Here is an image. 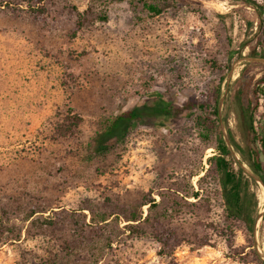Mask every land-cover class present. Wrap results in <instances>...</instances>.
I'll use <instances>...</instances> for the list:
<instances>
[{"label": "rangeland", "instance_id": "374dc122", "mask_svg": "<svg viewBox=\"0 0 264 264\" xmlns=\"http://www.w3.org/2000/svg\"><path fill=\"white\" fill-rule=\"evenodd\" d=\"M256 26L238 0H0V264L264 260V233L251 239L224 216L207 161L214 132L205 140L201 129L220 87L224 137L245 146L230 95L244 62L258 61L253 80L264 73V58L239 51ZM156 99L169 116H146L109 152L89 155L100 116ZM68 108L81 119L63 134ZM253 189L261 211L264 189Z\"/></svg>", "mask_w": 264, "mask_h": 264}, {"label": "trees", "instance_id": "16d2710c", "mask_svg": "<svg viewBox=\"0 0 264 264\" xmlns=\"http://www.w3.org/2000/svg\"><path fill=\"white\" fill-rule=\"evenodd\" d=\"M238 1L255 10L257 24L255 32L240 43L239 51L248 47V57L264 58V0L262 2ZM142 5L152 15H157L162 11V6L155 3L143 1ZM105 18L106 16H102L101 19ZM248 24L250 26L252 21H249ZM256 62L258 61L244 62L239 75L232 82L233 92L230 95L231 101L237 106L242 121L246 125L245 146H240L229 130H227V140L224 137L219 123L218 104L221 98L226 100L228 94L223 96L220 87H217L214 95L215 104L212 111L214 119L209 126L201 125L203 127L201 129L207 132V136H203L205 140H208L211 132H214L213 147L215 152L207 158V161L217 177L224 216L227 220L240 222L251 239L256 230L264 233V208L260 212L258 197L253 189L257 185V181L249 174L251 172L261 179L264 186V104L259 102L260 99L264 101V73L256 80H253L254 76L249 73L250 67ZM230 89L227 82L226 93ZM259 107H263L260 114L261 121L254 125V111ZM68 110L69 115L65 119L66 123L60 128L63 134L71 133L81 119L78 114L73 112L72 108H68ZM170 113L169 103L162 99H156L150 106L135 105L114 114L100 116L88 142L89 155H104L109 152L117 144L122 143L135 124L143 120L144 117H166ZM223 125H226L224 118ZM236 154L241 156L250 170L244 168ZM194 195L197 194L194 193ZM106 219L104 217L100 220L105 221ZM137 219L140 218L135 216L127 218L128 221ZM258 264H264V260L258 258Z\"/></svg>", "mask_w": 264, "mask_h": 264}, {"label": "water", "instance_id": "95a60500", "mask_svg": "<svg viewBox=\"0 0 264 264\" xmlns=\"http://www.w3.org/2000/svg\"><path fill=\"white\" fill-rule=\"evenodd\" d=\"M229 76H231V73H229ZM222 99L223 98H221V100H220V103H219V105L221 104V102H222ZM227 140V139H226ZM249 174L259 183V184H261V186L263 187V189H264V186H263V182L261 181V179H259L257 176H255V175H253L251 172H249ZM263 210H261L260 212H262Z\"/></svg>", "mask_w": 264, "mask_h": 264}]
</instances>
